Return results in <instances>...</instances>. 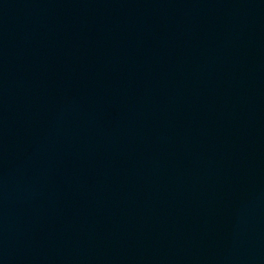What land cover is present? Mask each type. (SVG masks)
Returning a JSON list of instances; mask_svg holds the SVG:
<instances>
[{"label": "water", "instance_id": "obj_1", "mask_svg": "<svg viewBox=\"0 0 264 264\" xmlns=\"http://www.w3.org/2000/svg\"><path fill=\"white\" fill-rule=\"evenodd\" d=\"M0 264H264V0H0Z\"/></svg>", "mask_w": 264, "mask_h": 264}]
</instances>
